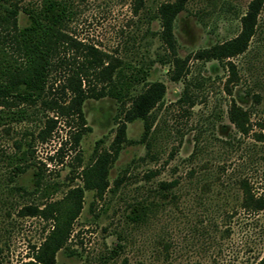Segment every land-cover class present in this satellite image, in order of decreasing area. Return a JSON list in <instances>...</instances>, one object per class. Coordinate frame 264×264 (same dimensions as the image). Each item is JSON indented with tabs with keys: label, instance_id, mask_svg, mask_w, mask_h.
I'll use <instances>...</instances> for the list:
<instances>
[{
	"label": "rangeland",
	"instance_id": "374dc122",
	"mask_svg": "<svg viewBox=\"0 0 264 264\" xmlns=\"http://www.w3.org/2000/svg\"><path fill=\"white\" fill-rule=\"evenodd\" d=\"M8 1L19 8L17 26H25L22 8L38 0L1 4ZM172 1L70 0L72 15L65 32L114 58L134 64L152 61L147 80L162 82L164 96L152 111L149 149L140 141L143 121L126 122L127 141L108 164V186L101 197L94 189H83L81 173L99 154L110 151L128 102L118 105L107 96L85 99L82 111L89 129L77 146L70 134L73 128L63 120L47 140L38 139L44 115H53L38 103L30 108L29 120L0 125V264L31 259L51 229L52 221L30 213V207L42 209L48 202L72 205L71 191L76 188H82L81 207L53 264H257L263 257L264 209L248 212L241 207L238 180L247 179L254 194L264 196V141L253 135L264 121V4L247 49L230 59L238 80L227 83L224 60H200L194 54L233 38L251 0H186L173 29L176 55L186 60L179 80L171 79L174 64L159 37L156 16L162 2ZM71 53L79 54L75 49ZM65 70L51 72L48 98L59 96ZM185 84L192 104L177 102ZM141 90L139 85L133 94ZM231 99L249 110L247 134L228 119ZM26 142L34 149L32 159L44 182L59 184L50 198L33 192L32 168L12 178L4 165L5 155L17 145L26 147ZM161 181H176L173 198L162 196L160 191H168L160 189ZM14 186L27 192L12 189L8 194ZM138 202H152L151 208L143 221L132 223L126 216ZM116 243L122 247L111 255Z\"/></svg>",
	"mask_w": 264,
	"mask_h": 264
},
{
	"label": "trees",
	"instance_id": "16d2710c",
	"mask_svg": "<svg viewBox=\"0 0 264 264\" xmlns=\"http://www.w3.org/2000/svg\"><path fill=\"white\" fill-rule=\"evenodd\" d=\"M1 2L7 0H0V125L29 120L33 113L30 108L38 103L45 112L53 113L52 116L44 115V127L38 132V139L42 142L47 140L58 120H63L73 128L70 134L74 146H77L83 133L89 129L82 111L85 99L107 96L114 99L118 105L128 102V106L122 109L123 121L117 126L110 151L99 154L81 173L83 189H94L101 197L108 186V164L115 159L121 144L127 141L126 122L136 118L143 121L140 141L145 142L149 149L154 131L152 111L161 105L165 92L164 84L147 80L152 61L138 64L123 61L109 56L93 45L78 42L67 34L65 23L72 15L70 0H38L35 4L24 6L22 11L28 23L23 27L16 24L19 11L17 4L8 1V5H2ZM185 2L186 0L162 2L157 7L156 16L161 24L159 37L170 51L174 64L172 80L181 78L186 64V60H181L176 55V39L173 32L175 17L184 8ZM263 4L264 0H251L240 16L238 33L233 38L195 53V59L224 60V66L229 72L227 83L237 81L236 66L230 59L247 49L250 39L257 31L258 16ZM72 49L79 54L69 55ZM157 61L167 62L163 58ZM58 67L66 69L62 74L60 94L58 97L48 98L47 92L52 89L49 78L51 72ZM139 85L142 90L133 94ZM224 87L225 92L230 95L228 84ZM177 102L192 104L187 84L183 86ZM227 116L238 132H249V110L243 109L231 99ZM258 125L260 130L253 135L256 139L264 141V121L258 122ZM25 145L24 148L17 145L13 152L6 154L4 165L12 178L25 172L27 168H32L33 192L39 193L42 199L50 198L58 190L59 184L44 182L40 167L32 159L34 149L31 143L26 142ZM175 183L176 181L159 183L161 190L168 191L167 195L160 191L164 198L174 197L171 189ZM238 186L242 193L240 205L244 210L258 212L264 209L263 194L255 195L247 179L238 180ZM12 189L27 192L22 186H14L9 189L8 194ZM81 194L82 188L71 191L70 197L74 200L72 205L62 206L59 202H48L42 209L37 206L30 207V213L42 215L51 220L52 225L44 240L35 249L32 258L18 264L54 263L55 253L64 248L69 240L72 221L81 207ZM151 203L138 202L136 209L127 215L126 219L132 223H140L145 219ZM121 247V243H116L111 255L117 254ZM257 264H264V255Z\"/></svg>",
	"mask_w": 264,
	"mask_h": 264
}]
</instances>
